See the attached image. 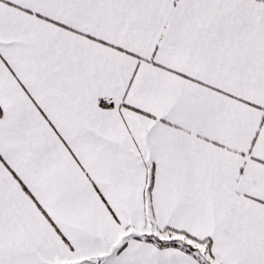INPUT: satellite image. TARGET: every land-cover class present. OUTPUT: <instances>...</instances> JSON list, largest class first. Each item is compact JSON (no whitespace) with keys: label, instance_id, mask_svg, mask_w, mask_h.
Returning <instances> with one entry per match:
<instances>
[{"label":"snow or ice","instance_id":"obj_1","mask_svg":"<svg viewBox=\"0 0 264 264\" xmlns=\"http://www.w3.org/2000/svg\"><path fill=\"white\" fill-rule=\"evenodd\" d=\"M0 264H264V0H0Z\"/></svg>","mask_w":264,"mask_h":264}]
</instances>
